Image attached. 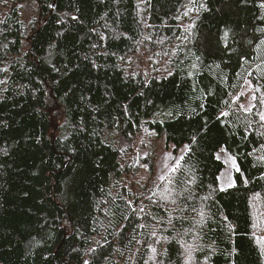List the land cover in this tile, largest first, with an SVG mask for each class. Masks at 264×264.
I'll list each match as a JSON object with an SVG mask.
<instances>
[{
	"label": "trees",
	"instance_id": "obj_1",
	"mask_svg": "<svg viewBox=\"0 0 264 264\" xmlns=\"http://www.w3.org/2000/svg\"><path fill=\"white\" fill-rule=\"evenodd\" d=\"M24 1L0 0V264H147L157 229L165 264H264L262 0H33L28 28ZM143 134L187 147L167 201L126 183Z\"/></svg>",
	"mask_w": 264,
	"mask_h": 264
},
{
	"label": "rangeland",
	"instance_id": "obj_2",
	"mask_svg": "<svg viewBox=\"0 0 264 264\" xmlns=\"http://www.w3.org/2000/svg\"><path fill=\"white\" fill-rule=\"evenodd\" d=\"M18 7L20 9L21 21L24 28H28L30 23L37 20L39 16L38 4L33 0H28L19 3ZM128 67L133 73H142L144 75H151L153 71L150 55L146 52H142L141 49L136 55L128 60ZM253 92V89H246L243 91L245 95V108L252 107ZM146 136L147 135L144 134L140 135L136 141L131 144L125 142L122 143L121 139L117 142L124 152V163L127 164V167H133V174L127 176L126 183L134 193H137L141 189H149L151 199H157L160 202H164L168 200L167 192L171 187L170 178L174 173L171 169L176 168L178 158L181 156L184 157L187 147L175 153L174 148L166 145L164 140L157 141ZM217 157H219L218 159L225 164V169L220 175V188H230L234 185V174L238 169L237 163L226 150L220 151L217 154ZM181 160L182 159L179 160V164L181 163ZM148 161L153 164V171H151L149 165H147ZM233 161L235 163H233ZM141 162H144V166L141 165ZM162 175H165L168 178L161 180L160 177ZM262 206L263 204L255 207L256 238H264V208ZM155 247L160 251L161 244H156ZM150 257H152V252ZM150 257L147 264H155ZM185 259V264H194V258H192L191 261H187L185 256Z\"/></svg>",
	"mask_w": 264,
	"mask_h": 264
},
{
	"label": "snow or ice",
	"instance_id": "obj_3",
	"mask_svg": "<svg viewBox=\"0 0 264 264\" xmlns=\"http://www.w3.org/2000/svg\"><path fill=\"white\" fill-rule=\"evenodd\" d=\"M192 3L195 4V0H192ZM200 7L203 8L204 5L201 4ZM259 7L262 8V9H264V0H262V2L260 3ZM185 15H187V13H185ZM225 35H227V33H225ZM261 44H264V40L261 41ZM252 100H256V97L253 96L252 97ZM261 103H264V98H261ZM241 107L244 108L245 111H251L250 108H245L244 105H241ZM252 107H255V105H252ZM222 115L227 116V113H222ZM259 116H260V120L262 122H264V112L259 113ZM221 151H223V149H221ZM180 159H183V156H181V157L178 158L176 168H172L171 169L172 172H175L177 170V168L179 167V160ZM233 163H235V162L233 161ZM166 167H167V165H166ZM237 171H239V169H237ZM167 178L168 177L165 176V175H162L160 177L161 180H164V179H167ZM171 203L172 204H176V200L173 199L171 201ZM164 207H165V211H167V205H165ZM140 211L142 212L143 209H140ZM201 216H203V213H201ZM167 222H168V224H172L173 217L171 216V214H169V217H168V221ZM156 223L159 225V224H162L163 221L158 220ZM142 227H143V225H142ZM151 235H152V237L154 239V243L155 244H161L162 243V240H166V238H164V237H162L160 235L159 229H157L156 231H154ZM257 239H258V242L262 246V250H264V238H257ZM181 246L184 247V253H185V256L187 258V261H191L192 258H193L192 254H193V251L195 249L191 245H187L186 246V245H183L182 244ZM151 252H152V257H150V259H152L155 262V264H165L164 259H162L161 257L166 256V250L164 252H159L158 249L155 246H152L151 247ZM85 264H88V262L86 261Z\"/></svg>",
	"mask_w": 264,
	"mask_h": 264
}]
</instances>
